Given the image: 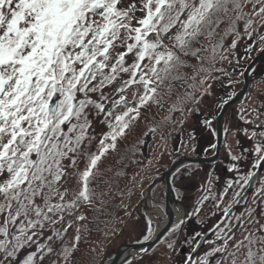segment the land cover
Listing matches in <instances>:
<instances>
[{"label":"snow or ice","instance_id":"6c2138e0","mask_svg":"<svg viewBox=\"0 0 264 264\" xmlns=\"http://www.w3.org/2000/svg\"><path fill=\"white\" fill-rule=\"evenodd\" d=\"M253 52L264 54V0H0V264H77L81 243L104 216L105 236L142 223L144 241L164 245L151 255L142 248L124 264H177L178 235L193 243L182 264H264V88L241 105V123L224 128L234 140L226 147L235 179L218 192L209 173L193 210L175 209L174 225L160 229L166 213L155 193L142 221L123 202L137 185L144 197L152 160L123 189L118 178L126 173L108 176L102 167L153 107L169 105L149 127L160 134L161 158L170 154L172 113L186 121L207 111L202 123L210 127L234 101L225 92L204 108L214 85L239 83L225 64ZM180 148L195 152L183 139ZM195 178L176 177L180 185ZM117 194L125 211L113 219L107 209ZM218 214L206 231L184 235L194 219L203 224Z\"/></svg>","mask_w":264,"mask_h":264},{"label":"trees","instance_id":"16d2710c","mask_svg":"<svg viewBox=\"0 0 264 264\" xmlns=\"http://www.w3.org/2000/svg\"><path fill=\"white\" fill-rule=\"evenodd\" d=\"M243 53H244V48H243V46H241L240 47V54L243 55ZM259 54H260L259 52H253L251 54L250 58L247 59L246 64H244V66H243L244 67L243 73H244L245 69L247 68V66ZM243 61H246V60H243ZM263 67H264V61L252 69V71L250 72L249 78L252 77L253 75H255L259 70H262ZM243 81H244V79H243ZM240 90L231 92L230 94H232L235 97ZM249 95H250V92H247L241 100L245 101L249 97ZM168 107H169V105H165L164 110H159V109L153 107L150 112L145 114V118H142L139 121V123L136 124L135 128L130 131V133L127 136V139H125L123 142L118 144V151L115 153H111L110 155L107 156L106 159L103 160L102 167L104 169H109V168L111 169V171L107 173L108 176H114L118 170H122L123 172L126 173V176H121L118 178L119 187L121 189L125 188L126 185L131 186L130 181H131L132 177L137 176V173H140V175L137 176L138 180L141 179V177H144V172L142 171V168H143V165L147 164L149 160L153 161L154 170L149 174L150 178H147V182L143 184V191L144 192L148 191L149 187L151 186V184L155 180L162 178V176L165 173H167L169 171V169L171 168V166L174 163H176L179 159H181L183 157L193 158V157H198V156L206 158L205 157L206 156L205 150L208 147H202V145L199 146V144H197L196 142H195L196 143L195 152H192L191 148H189L188 150H184V149L180 148V140L181 139L184 140L185 144H192V142L189 143L188 137H186L184 135L185 131H186L185 127H183V132L181 133V126L178 124L179 118H178L176 112L172 113V115L175 116L177 124L175 126H169L165 130L167 132H171V134H172V139L169 141V150H168V152L170 154H165L162 158L157 155V146L161 143L160 134H159V132H157V134L153 135L149 131V127L155 126V122L153 120V117H155V121H158L161 119V117L163 115L168 114L167 113ZM173 127L175 128L174 131H173ZM223 135H224V141H223L222 148L224 150L225 143H226L225 142L226 137H225L224 130H223ZM132 137H133V139H131ZM215 137H216V135H215ZM95 148H96V146L94 143L92 145L91 150L95 151ZM159 151H163V149H159ZM222 156L223 155L221 152V159H219L218 162H215V163L210 164V165L190 163V164H186V165L180 167L179 170L181 172L184 169L196 167V169L193 172H198V173L201 172V174H203L204 170H201V168H198V167H200V166L202 168L205 166L207 168L210 167L213 170H211V169L208 170L207 175L210 172L213 177L217 178L215 181V187L217 184L216 190L219 192V184H220L219 180H220V178H219V175L216 171L217 170L216 168L222 167L221 174L223 176L224 175L223 167L227 168L229 166V163L224 161ZM122 157H126V158L123 159V162H120ZM207 157H211V156H207ZM228 158L230 161V157H228ZM136 161H140L141 162L140 165H137ZM249 166H251V165L247 161V167L245 168V166H242V169L246 170L249 168ZM83 167H84V164L82 162L81 163V169H83ZM228 173H229V171H228ZM177 174H179L177 171L175 173H173V175L170 178V184H171L175 199L179 202V201H183L182 198L179 196V194L182 193V190L179 187H177V185L173 181L174 177ZM232 177H234V175L233 174L231 175V172H230V174H228V176L223 178L224 181H223L222 186H221V191L226 186L227 181L232 179ZM159 189L162 190V194L159 195L162 200L159 199L158 196L156 195L159 192ZM141 190L142 189L140 188L139 185L132 187L131 195L129 196L128 194H125L124 200H123V202L125 204L130 205L131 211H133L135 213H140V215H138V217H142V214L147 211L145 201L143 200L144 197H141V195H140ZM197 191H198V195L195 197L193 204L196 202V199L199 196V192H200L199 187L197 188ZM149 193H150L151 198L153 197V193H155V199L162 203V206H163L164 211H165L166 198H165L164 184L161 181L158 182L151 189V191ZM229 195H231V193H229ZM151 202H152V200H151ZM120 203H121V199H120V196L117 194L114 196V199L108 205L107 210L112 213L113 219H115L117 217H123V215H124L123 210H125V209L120 207ZM113 205H115V207H113ZM192 210L193 209H190L189 212H191ZM205 211H207V209H205ZM85 213L89 216L93 215V212L91 209H85ZM218 216H219V214L217 215V217L209 216L207 219H205L204 223L201 224V225H204L203 228H199V227H201L200 223L196 222L194 219L191 223H189L188 228L185 229L184 235H188L190 231L191 232H194V231H202L203 232V231L209 229L217 221ZM107 219H108L107 216L101 217L100 230L98 231L95 228H93L91 235H89L87 237V242L81 243L80 246L83 248H85L88 244H89L88 247L89 246H91V247L84 250L83 251L84 253H82V254H80L79 252L77 253V264H111L112 263V261L115 258L116 252L118 250V248H117L118 246L116 247V249L114 248L115 246H113L112 250L109 252L107 249L103 250V248H99L96 244L97 241H100V240L104 241L106 238L112 236L111 232H109V234L107 236H105L103 234V228H104L103 221L107 220ZM194 225H198V230H194L195 229V228H193ZM120 227H121V225H120ZM97 237H99L100 239L96 240ZM166 238H169L168 233H166L162 239H166ZM209 238H211V235L209 236ZM177 240L179 241V243L176 247V253L174 255V259L177 261V264H182V261H183L185 256H183L181 254V249L185 246H189V248H192L193 243H192L190 236H189V240L187 243H185L184 239L179 235L177 237L173 238V242H176ZM144 242H147V241H144L143 236H141L140 238H138V240L134 241L133 243L139 244V243H144ZM99 244H101V241L99 242ZM160 245H161V243L158 242L154 247L149 249L148 254L151 255L153 250H158ZM204 247H207V246L205 245ZM91 249H96L97 251L100 252L99 258H96V252L91 251ZM143 254L144 253L141 252V255H143Z\"/></svg>","mask_w":264,"mask_h":264},{"label":"rangeland","instance_id":"374dc122","mask_svg":"<svg viewBox=\"0 0 264 264\" xmlns=\"http://www.w3.org/2000/svg\"><path fill=\"white\" fill-rule=\"evenodd\" d=\"M246 62H247V60L246 61L241 60V62L239 64H236L235 60H233V63L231 65L225 64V67L227 68L228 72L232 75V77L236 81H239V83L234 84L231 87H227V80L225 79V87H221L220 84H215L214 85L215 95L205 99V103L203 105L204 108H208V105L210 103H212V101H214V100H217V99H220V98H225V92L231 93V92H234V91H237V90H240V89L243 88V86H244L243 79L244 78H243V75H240V73L243 72V70H244L243 66H244V64H246ZM249 81H250L249 82L250 85H249V89H248L247 92H250V95L257 93V92L260 91L261 88H264V67H263L262 70H259L255 75L250 77ZM246 101H248V98L245 101L240 100L238 102V104L232 106L227 111V113H226V115L224 116V119H223V130H224L225 127H229L231 124H239V123H241V121L239 119L240 109H241V105L245 104ZM248 102H250V101H248ZM213 110H215V109L213 108ZM219 113L220 112H217L218 116L220 115ZM176 114H177V116L179 118L178 124L180 126H181V123L184 124L185 130H186L184 135L186 137H188V140H189V134H192L195 137V139L193 141H189V143L192 142L191 146L196 148V143H197V144H199V146L202 145V147H208L205 150V152H206V156L205 157L208 158L207 156H213L215 151H216V149H212L210 146L212 144H216V137H215V135H216V120H214L212 122L211 126L209 127V126H206V125H204L202 123L204 118L206 116H208V112L207 111L196 112V113L190 114L187 117L186 121H182V117H181V114L179 112H176ZM131 139H133V137ZM225 142L227 144H233L234 145V140H233V138H232V136L230 134L227 135V137L225 139ZM226 143H225L224 150H223V148L221 149V152H222V155H223L222 158H223L224 161H226L227 163L230 164V161H229V158H228L229 156H228ZM248 146L249 145L247 144L246 141H242V147H248ZM234 150L235 151H239L240 149H236L234 147ZM219 159H221V154L219 156ZM218 160L216 162H218ZM208 165H210V164H208ZM245 165L247 166V161H245L244 165H242V166H245ZM198 168H201V170H204V172H203V174H201V172L200 173L196 172L197 175H196V178H195L194 181L185 180L183 185H180V183L176 179V177L180 173H185L186 174L188 172H193L196 169V167L184 169L179 174H177L174 177V179H173V181L177 185V187H179L182 190V193L179 194V196L182 198L183 201L177 202V206L181 207V203H183V205L188 208V211L190 209H192V205H193L194 199L198 195L197 188L199 187V182L202 181L207 176L208 170L211 169L210 167L207 168L206 166L203 167V168L200 166ZM216 169H217L216 171H217V173L219 175V178H220V180H219L220 181L219 191H221V186H222V183L224 181L223 178H225V176L224 175L222 176V174H221L222 167L221 168H216ZM250 169H251V166H249V168L246 169V170H250ZM211 170H213V169H211ZM228 174H230V172ZM232 174L233 173H231V175ZM232 179H235V176L232 177ZM258 186L259 185H257V187ZM215 188H217V184H216ZM245 190L248 191V189H245ZM243 193L244 192H242L241 195H243ZM161 194H162V190L159 189V192L156 194L159 199H161V197L159 196ZM254 195H255V193H254ZM143 200L145 201V204H146V207H147V209H146L147 211L146 212H148L150 207H151V204H150L151 203V196H150V193H149V189H148V191L144 192ZM165 210H166V208H165ZM123 211H125V210H123ZM134 214H135L136 217H138V215H140V213H135V212H134ZM163 216L161 217L160 227L163 224V220H164ZM140 218H141V221H142L143 217H140ZM194 226H193V228H195L194 230H198V225H194ZM203 227H204V225H201V227H199V228H203ZM142 228H143V224L142 223L140 224L139 227H131L130 226V227L126 228V229H125L124 225L121 224V227L117 231L116 235H112V236L106 238L104 241L100 240L101 244H102V247H100V245H101V244H99L100 241H97L96 244H97V246L99 248H103V250L107 249L109 252L112 250L113 246H115L114 247L115 249L118 246L117 248L119 250V248L124 246V245L135 244L133 242L138 240V238H140L142 236V234H141ZM99 239L100 238L97 237L96 240H99ZM166 239H168V238H166ZM88 245L85 248L80 246L79 253L82 254V253H84L83 252L84 250H86V249L91 247V246L88 247ZM163 247H164V245L161 244L158 249H162ZM118 250H117V252H118ZM117 252H116V254H117ZM182 252L184 253V250ZM185 253H186V250H185ZM137 254H139V253H137ZM137 254H134L133 256H136ZM140 255H141V253H140Z\"/></svg>","mask_w":264,"mask_h":264},{"label":"water","instance_id":"95a60500","mask_svg":"<svg viewBox=\"0 0 264 264\" xmlns=\"http://www.w3.org/2000/svg\"><path fill=\"white\" fill-rule=\"evenodd\" d=\"M264 61V54L260 53L259 56H257L245 69L244 71V86L243 88L238 92V94L234 97V101L231 103L230 106H228L226 108V111L222 110L223 115L221 116V113L219 116H221L220 119L216 120V144H217V148L215 151V155L208 157V158H204V157H193V158H186L183 157L181 159H179L176 163H174L171 168L169 169V171L167 173H165L162 178L155 180L150 188H149V192L151 191V189L158 183V182H162L164 184V188H165V198H166V219L163 220V224L161 225L160 229L162 230L165 226V224H171L174 225L176 222L177 217L174 214V209L171 206V200H173L175 203H177V201L175 200V196L170 184V178L173 175V173H175L177 171V169H179L180 167L186 165V164H190V163H198V164H213L215 163L218 159L219 156L221 154V149H222V144H223V140H224V135H223V119L224 116L226 115L227 111L234 105H236L247 93L248 89H249V85H250V81H249V74L252 71L253 68H255L257 65H259L261 62ZM249 192H252L250 190H248ZM166 233H163L160 237V239H162L164 237ZM210 234V233H209ZM159 242V240H157V238H153L150 241L144 242V243H139V244H132V245H124L122 247L119 248L113 262L111 264H122L126 259L130 258V256L132 257L134 254L139 253L141 251L142 248H147L150 249L152 247H154L157 243ZM124 249H130L133 252L131 253V255L128 258H125L123 260V255L122 252Z\"/></svg>","mask_w":264,"mask_h":264},{"label":"flooded vegetation","instance_id":"af4514ba","mask_svg":"<svg viewBox=\"0 0 264 264\" xmlns=\"http://www.w3.org/2000/svg\"><path fill=\"white\" fill-rule=\"evenodd\" d=\"M223 172H224V176L226 177L227 175H228V171H227V168H225V167H223ZM234 175V174H233ZM262 175H264V174H262ZM258 185V184H257ZM256 185V186H257ZM245 192H247L248 193V197L249 198H251V197H253V195H254V193L253 192H249V191H247V190H245ZM243 195H244V193H243ZM242 195V196H243ZM206 231V230H205ZM211 234H209V236H210ZM187 247V248H186ZM184 248V249H183ZM182 249L184 250V253L182 252L183 250L181 249V254L183 255V256H186L190 251H191V248H189V246H185V247H183ZM185 250H186V253H185Z\"/></svg>","mask_w":264,"mask_h":264},{"label":"bare ground","instance_id":"6f19581e","mask_svg":"<svg viewBox=\"0 0 264 264\" xmlns=\"http://www.w3.org/2000/svg\"><path fill=\"white\" fill-rule=\"evenodd\" d=\"M171 206H172V208L174 209V214H175V209L178 208L177 203H175L173 200H171ZM163 219H166V218L164 217ZM132 252H133V251L130 250V249H124L123 252H122L123 260H124L125 258H128V257L131 255ZM130 257H131V256H130Z\"/></svg>","mask_w":264,"mask_h":264}]
</instances>
